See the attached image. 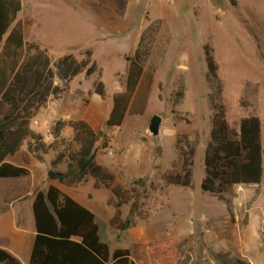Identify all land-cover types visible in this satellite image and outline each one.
<instances>
[{"label": "rangeland", "instance_id": "obj_1", "mask_svg": "<svg viewBox=\"0 0 264 264\" xmlns=\"http://www.w3.org/2000/svg\"><path fill=\"white\" fill-rule=\"evenodd\" d=\"M26 2L28 42L55 60L67 54L82 60L90 50L100 72L73 79L32 120L51 147L42 160L29 156L26 162L24 145L15 160L34 169L35 190L48 188V171L59 155L64 159L55 169L66 170L76 147L69 126L55 142L54 124L85 121L105 134L96 160L114 183L108 188L88 177L60 187L93 210L112 252L130 249L139 264H264V180L233 186L222 198L201 189L213 106H224L232 128L244 118H260L264 147V0ZM142 36L149 45L144 75L124 123L108 128L113 97L125 91ZM99 81L105 97L94 92ZM156 115L162 123L154 136L149 126ZM189 172L191 186L175 184ZM250 213L258 221L251 234ZM129 218L130 227L122 230Z\"/></svg>", "mask_w": 264, "mask_h": 264}, {"label": "trees", "instance_id": "obj_2", "mask_svg": "<svg viewBox=\"0 0 264 264\" xmlns=\"http://www.w3.org/2000/svg\"><path fill=\"white\" fill-rule=\"evenodd\" d=\"M23 8L22 0H0V178L18 179L30 175L25 166L8 162L27 145L23 155L42 160L47 153L44 136L31 127L32 120L50 99L59 97L76 77L100 75L90 50L79 60L67 54L57 60L36 42H28L24 26L18 21ZM144 36L140 39L134 57L130 58L125 91L113 97V108L106 121L108 128L120 127L127 116L133 97L144 75L149 55ZM216 71L214 62L208 64ZM94 92L106 96L102 81L95 83ZM181 96V94L179 95ZM212 131L206 149L205 177L201 184L204 193L222 198L233 186L260 185L264 179L263 130L260 118L242 119L232 128L223 105L212 107ZM72 130L76 144L66 160V170L55 169L63 155L53 161L48 172L49 181L75 186L91 177L100 185L110 188L113 174L96 160V145L105 137L87 122L58 121L51 129L55 142L61 138L64 127ZM175 184L192 185L190 172ZM36 235L29 264H138L130 249L112 252L100 235L96 215L58 187L36 190L33 201ZM129 218L121 227H130ZM0 264H23L6 249L0 247Z\"/></svg>", "mask_w": 264, "mask_h": 264}, {"label": "crops", "instance_id": "obj_3", "mask_svg": "<svg viewBox=\"0 0 264 264\" xmlns=\"http://www.w3.org/2000/svg\"><path fill=\"white\" fill-rule=\"evenodd\" d=\"M22 5L23 8L18 16V21H21L23 23L24 32H26V22L24 18L27 6L26 0H22ZM41 134L45 135L44 133ZM16 156L8 159V162L15 165L27 167L32 175L30 174L27 177L18 179L0 178V184H9L7 188L0 187V247L9 251L23 264H29L36 235L35 220L33 216V201L34 194L36 192L33 185L34 169L27 163L17 162L15 160ZM29 183L31 185H29ZM50 185L56 186L60 190H62V188L60 187V183H58L57 181H50L49 186ZM65 193L70 195L78 203L93 212V210L86 203L79 200L71 193ZM251 195H253V193H249V196ZM257 223V216L253 213H250V220L247 227L248 233H253V231L258 226ZM246 240L249 241V238L247 236ZM247 246L251 248L249 243Z\"/></svg>", "mask_w": 264, "mask_h": 264}, {"label": "water", "instance_id": "obj_4", "mask_svg": "<svg viewBox=\"0 0 264 264\" xmlns=\"http://www.w3.org/2000/svg\"><path fill=\"white\" fill-rule=\"evenodd\" d=\"M162 119L160 116L156 115L152 118L151 124L149 126V131L152 135L157 136L160 132Z\"/></svg>", "mask_w": 264, "mask_h": 264}, {"label": "built area", "instance_id": "obj_5", "mask_svg": "<svg viewBox=\"0 0 264 264\" xmlns=\"http://www.w3.org/2000/svg\"><path fill=\"white\" fill-rule=\"evenodd\" d=\"M33 128V126H31Z\"/></svg>", "mask_w": 264, "mask_h": 264}]
</instances>
